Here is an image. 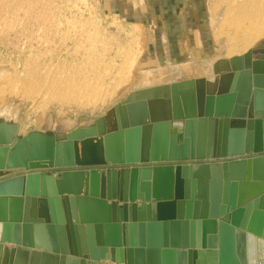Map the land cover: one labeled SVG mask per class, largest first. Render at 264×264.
<instances>
[{
  "label": "water",
  "instance_id": "1",
  "mask_svg": "<svg viewBox=\"0 0 264 264\" xmlns=\"http://www.w3.org/2000/svg\"><path fill=\"white\" fill-rule=\"evenodd\" d=\"M213 71L138 87L66 135L0 121V173L22 174L0 182V264H249V237L264 241V39Z\"/></svg>",
  "mask_w": 264,
  "mask_h": 264
},
{
  "label": "rangeland",
  "instance_id": "2",
  "mask_svg": "<svg viewBox=\"0 0 264 264\" xmlns=\"http://www.w3.org/2000/svg\"><path fill=\"white\" fill-rule=\"evenodd\" d=\"M174 1L138 0L136 11L128 0L121 7L110 6L112 0H0V121L18 125L20 138L66 135L93 125L137 86L152 84L143 79L154 72L197 65L200 72L181 70L179 80L194 73L212 81L213 66L230 59L229 41L242 34L236 33L239 14L233 7L249 1L264 6V0ZM262 19L257 43L264 39ZM129 50L135 61L120 72ZM74 88L100 100L65 99L63 93ZM18 176L2 174L0 182Z\"/></svg>",
  "mask_w": 264,
  "mask_h": 264
},
{
  "label": "bare ground",
  "instance_id": "3",
  "mask_svg": "<svg viewBox=\"0 0 264 264\" xmlns=\"http://www.w3.org/2000/svg\"><path fill=\"white\" fill-rule=\"evenodd\" d=\"M233 8L237 12V14H239L238 16H235V19H236V28H237L236 33H242V34L241 35H237L236 34V36H234L231 39V41H229L230 43L231 42L233 43V45H229V46H232L229 49L230 50V53H228L229 51L226 53V54H230V55H228V57L230 59L233 58V57H236V56H242V55H244L245 53H247L249 51V49L251 47H253V45L255 43H257L256 42L257 40H260L261 39V36H262V31H261V29H262V22H260V21H261L262 18L264 19V15H263L264 14V12H263L264 6L259 1L253 2V3L252 2L250 3V1L248 3H245L244 2L243 4H237ZM244 19H247L249 21L246 25L243 24L244 22H242ZM129 26H131V25H129ZM126 37H127V34H126ZM133 40H135V39H133ZM239 44H242V46L244 47V49H240L241 47L239 46ZM239 50H245V51H242V54H238L237 52H240ZM139 55H137V56H139ZM132 61L133 62L135 61V51L134 50H132V51L129 50L127 52V54L123 55V60L120 63L121 65H119L117 68L121 72L125 68L127 69V66L130 65V64H132ZM68 75H69V73H68ZM86 82L87 83H85V85L87 87V84L88 83H91V82L90 81H86ZM157 83H159V82L152 83V84H149V85H147V84L139 85L137 87L150 86V85H154V84H157ZM51 84H53V83H51ZM88 85L90 86V84H88ZM74 90L80 92V90L77 89V88H74ZM74 90L71 91L70 93H67V92L66 93H63V94H67L65 99H67V100H75L76 101L77 99H80V98H82V96H84V94H81V92L78 93V94H76V92ZM83 98L86 99V100H88V101H94V100L95 101L96 100L99 101L100 100L99 99V96L94 98V97H92L90 95H87V94ZM4 100L5 99H3V101ZM263 263H264V241L259 240V239L255 238V237L250 236L249 237V264H263Z\"/></svg>",
  "mask_w": 264,
  "mask_h": 264
},
{
  "label": "crops",
  "instance_id": "4",
  "mask_svg": "<svg viewBox=\"0 0 264 264\" xmlns=\"http://www.w3.org/2000/svg\"><path fill=\"white\" fill-rule=\"evenodd\" d=\"M177 1H179V0H177ZM177 1L175 0L174 1V3L176 2L177 3ZM125 2H127V0H125ZM127 3H129V5L130 6H132L136 11L138 10V0H128V2ZM126 3V4H127ZM124 4V0H122V3H118V2H115L114 0H112V2L110 3V6H114V5H116V6H120L121 7V5H123ZM126 8V7H125ZM138 16H139V13H138ZM138 16L136 17V19H139L138 18ZM193 55V53L192 52H190V53H188V56H192ZM180 64H177V65H173V66H171V70H170V72H166V71H161V73H159V72H154V75L153 76H150V77H148V78H146V79H143V80H145V83H154V82H156V81H159V80H161V81H168V82H171V81H169V80H175L174 82H184V81H190V80H198V79H203L204 77H199V75L197 76V75H195L194 73L191 75H188L186 78H184V79H180L179 80V74H182V73H180L181 72V70L182 71H184V73L183 74H186V72L185 71H193V72H195L196 74H197V72H200V69H202L203 67H199V66H197V65H193V66H188L189 64H187L186 66H184V67H181V66H179ZM182 65V64H181ZM191 65V64H190ZM150 71V70H149ZM148 71V72H149ZM178 71V72H177ZM150 74H151V72H150ZM153 74V73H152ZM206 78H208V77H206ZM172 81V82H173ZM6 173H11V172H2V173H0V175H2V174H6ZM12 173H17V172H12ZM20 176H21V173H20ZM19 177V176H18ZM108 264H112V263H108Z\"/></svg>",
  "mask_w": 264,
  "mask_h": 264
}]
</instances>
